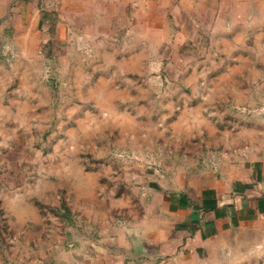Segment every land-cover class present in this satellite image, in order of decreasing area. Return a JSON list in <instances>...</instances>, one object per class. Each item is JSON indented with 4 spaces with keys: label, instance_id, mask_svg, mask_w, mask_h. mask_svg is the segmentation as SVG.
Returning a JSON list of instances; mask_svg holds the SVG:
<instances>
[{
    "label": "rangeland",
    "instance_id": "obj_1",
    "mask_svg": "<svg viewBox=\"0 0 264 264\" xmlns=\"http://www.w3.org/2000/svg\"><path fill=\"white\" fill-rule=\"evenodd\" d=\"M247 146L264 147V0L0 8V264H264V219L151 243L191 165Z\"/></svg>",
    "mask_w": 264,
    "mask_h": 264
},
{
    "label": "crops",
    "instance_id": "obj_2",
    "mask_svg": "<svg viewBox=\"0 0 264 264\" xmlns=\"http://www.w3.org/2000/svg\"><path fill=\"white\" fill-rule=\"evenodd\" d=\"M11 1L0 0V8L7 10ZM239 154L191 165L195 171L183 189L162 196L165 222L151 228V243L166 244L175 233L204 227L209 218L217 224L264 219V147L247 146Z\"/></svg>",
    "mask_w": 264,
    "mask_h": 264
}]
</instances>
